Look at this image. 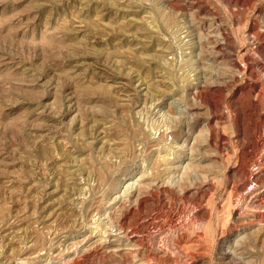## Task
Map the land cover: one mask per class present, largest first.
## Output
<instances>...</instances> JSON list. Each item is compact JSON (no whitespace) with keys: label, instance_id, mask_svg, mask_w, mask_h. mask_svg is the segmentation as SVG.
I'll return each instance as SVG.
<instances>
[{"label":"rangeland","instance_id":"rangeland-1","mask_svg":"<svg viewBox=\"0 0 264 264\" xmlns=\"http://www.w3.org/2000/svg\"><path fill=\"white\" fill-rule=\"evenodd\" d=\"M262 22L264 0H0L3 264H264Z\"/></svg>","mask_w":264,"mask_h":264},{"label":"bare ground","instance_id":"bare-ground-1","mask_svg":"<svg viewBox=\"0 0 264 264\" xmlns=\"http://www.w3.org/2000/svg\"><path fill=\"white\" fill-rule=\"evenodd\" d=\"M262 25H259L258 23H257V26L255 27V31H256V34L261 38V39H263L264 40V23L262 22L261 23ZM264 48V47H263ZM264 53V52H263ZM260 59V58H259ZM262 60H264V59H262ZM255 61V60H254ZM260 62V61H259ZM260 66H262V67H264V64L262 63H258ZM258 65V66H259ZM259 66V67H260ZM264 71V70H263ZM251 174V173H250ZM251 176H253V173H252V175ZM253 195V194H252ZM254 198H255V200H257L259 203H261L262 205L264 204V186H263V188L262 189H259L258 191H256L255 192V194H254ZM253 198V199H254ZM253 201V200H252ZM253 202H255V201H253ZM258 205V204H257ZM260 205V204H259ZM258 205V206H259ZM260 207V206H259ZM262 207V206H261ZM107 231V230H106ZM105 233V232H104ZM124 235H126V234H124ZM123 236V235H122ZM126 238V237H125ZM124 238V239H125ZM129 241V240H128ZM116 249V248H115ZM131 250V249H130ZM127 251V250H126ZM77 252V251H76ZM78 255V254H77ZM84 255V254H83ZM77 258V257H76ZM76 258H74L73 257V259L70 261L69 260V264H83L78 258L76 259ZM3 257H1L0 258V264H3ZM23 261V260H22ZM20 262V261H19ZM68 262V261H67Z\"/></svg>","mask_w":264,"mask_h":264}]
</instances>
